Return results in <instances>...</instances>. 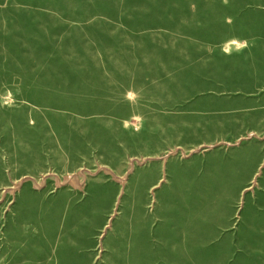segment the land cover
<instances>
[{"label":"rangeland","instance_id":"374dc122","mask_svg":"<svg viewBox=\"0 0 264 264\" xmlns=\"http://www.w3.org/2000/svg\"><path fill=\"white\" fill-rule=\"evenodd\" d=\"M223 2L0 0V264H264V95L200 46ZM199 217L239 230L200 255L109 236Z\"/></svg>","mask_w":264,"mask_h":264},{"label":"crops","instance_id":"0c3cea01","mask_svg":"<svg viewBox=\"0 0 264 264\" xmlns=\"http://www.w3.org/2000/svg\"><path fill=\"white\" fill-rule=\"evenodd\" d=\"M254 4L255 0H226V2L224 0L220 7L214 8L218 11L215 12L217 18L208 24L207 36L200 42L201 47L210 49H232L226 51L224 56H216L212 62L224 65L222 71H230L232 79L240 74H248L245 79L251 88L236 87L235 94L238 95H264V11L259 13L255 11L251 8ZM200 9L203 10V7ZM240 63L253 66H241ZM235 154L240 155V153ZM260 215L264 220V205ZM239 218L234 222L235 227L228 224L232 218L209 221L199 217L193 221L179 222L168 218L169 221L154 222V224L127 219L122 222L125 227H120L119 233H114L112 230L115 227H113L109 231V236L110 239H117L120 248L130 249L126 252L129 255H159L164 249L172 251L163 254L185 255L189 254L185 250L189 249L190 245L194 250L190 253L200 255L204 252L202 248L208 246L202 239L217 238L222 232H232V229L235 230L233 233H237ZM189 234L196 235L192 236L196 243L187 242ZM202 245L204 247H201ZM175 249H184V251L175 252Z\"/></svg>","mask_w":264,"mask_h":264}]
</instances>
